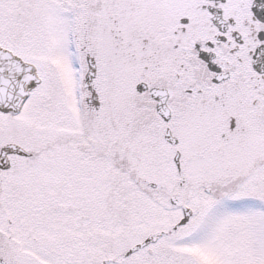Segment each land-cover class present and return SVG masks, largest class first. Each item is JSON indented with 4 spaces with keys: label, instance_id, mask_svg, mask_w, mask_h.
Here are the masks:
<instances>
[{
    "label": "snow or ice",
    "instance_id": "6c2138e0",
    "mask_svg": "<svg viewBox=\"0 0 264 264\" xmlns=\"http://www.w3.org/2000/svg\"><path fill=\"white\" fill-rule=\"evenodd\" d=\"M0 264H264V0H0Z\"/></svg>",
    "mask_w": 264,
    "mask_h": 264
}]
</instances>
